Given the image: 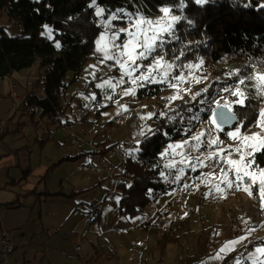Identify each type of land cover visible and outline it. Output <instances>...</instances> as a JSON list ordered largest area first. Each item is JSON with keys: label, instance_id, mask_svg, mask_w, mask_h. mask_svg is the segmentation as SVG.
<instances>
[{"label": "crops", "instance_id": "1", "mask_svg": "<svg viewBox=\"0 0 264 264\" xmlns=\"http://www.w3.org/2000/svg\"><path fill=\"white\" fill-rule=\"evenodd\" d=\"M6 25L7 18L4 14L0 15V28ZM6 33L15 36L18 28L7 26ZM35 66L38 67V64L0 79V82L14 80L25 97L34 95L42 98L44 91L37 81L40 80L43 71L38 69L35 71ZM75 83L67 84L66 90L73 89ZM130 85L126 83L122 87L129 88ZM120 90L117 88V91ZM74 97L80 99L75 94L71 101ZM2 99L0 94V101ZM5 99L11 105L8 95ZM135 99L138 100L136 97ZM71 101L67 100L65 91L61 99L62 106L69 104L70 109ZM78 104H81L80 100ZM83 105L82 102L81 107L84 110L79 111V119L89 124L92 115ZM140 112L131 105V108L121 112L119 117L115 116L105 122L107 134L103 135L102 132L101 137L93 131H85L82 126L78 128L76 123L65 115L61 121L71 122L72 138L77 140L76 144H73L72 138L60 128H44V123L34 127L27 123V119L19 120L23 113L18 111L14 110L10 114L9 108L3 116L0 115L8 119L6 132L0 137L1 148L27 157L37 145L42 147L43 144L52 142L57 148L55 155H58L57 157L46 155L38 171H32L30 165H26L21 173H0V233L1 230L10 232L14 245V252L7 257L6 264H84L89 260L100 264H203L211 258L213 253L211 245L216 243L213 237L219 229H222L220 243L228 242L233 236L229 227L233 224L238 225L239 217L234 219L227 212L217 219L211 218L213 211H218L221 215L222 209L210 204H206L203 208L201 199L207 184L204 183L205 174L201 170H198V173H183L178 182L175 180L177 173L174 169L172 173H163V175L160 173L158 179L166 188L164 193L151 191L150 203L136 217L119 215L117 206V219L109 232L106 234L102 232L96 237L90 235V228L94 224L98 226L101 215L94 220H88L85 210L94 201L100 200L105 192L104 188L96 183L94 175L75 173V171L69 175L58 173L60 181L58 190H50L47 182L41 184L39 180L46 175L49 168L51 171L54 166L52 163L71 161L74 165H79L92 159L97 151L122 142L133 125L143 124L139 119L142 116ZM95 116L102 119L99 113H95ZM86 124L84 126H88ZM30 128L35 130L38 128L37 133H39L36 140L34 139L37 145L28 134ZM119 130H123L125 136L117 140L113 136H116ZM137 138L141 139L138 136ZM108 158L110 162L115 163L113 157ZM158 162L163 163L164 160L159 158ZM210 174L213 180V173ZM220 177L222 179V173ZM52 178L50 185L56 182L55 176ZM120 181L122 179L119 177ZM214 183L217 184L215 181ZM115 200L118 204L119 197ZM110 208L111 204L105 209L110 210ZM75 209L78 210L77 215H73ZM162 235L172 238L167 237L160 249L156 247V242ZM78 243L82 245L83 257H77L74 253L73 247ZM240 245L236 246L234 252L238 253L242 247ZM226 257L217 259V263L223 264ZM0 264H2L1 257Z\"/></svg>", "mask_w": 264, "mask_h": 264}, {"label": "trees", "instance_id": "2", "mask_svg": "<svg viewBox=\"0 0 264 264\" xmlns=\"http://www.w3.org/2000/svg\"><path fill=\"white\" fill-rule=\"evenodd\" d=\"M135 2L150 14L158 13L159 6L175 4L173 13L187 18L176 25L178 39L165 44L166 60L179 57L188 62L202 57L205 63L219 65L231 58L248 66H264V8L260 7L264 0H210L203 6L194 0H185L186 7L182 11L178 7L179 0H97V4L108 13L120 8L133 11ZM88 5L89 0H0V11L7 17L6 27L0 28V79L29 69L36 63L38 70L43 71L37 83L42 86L44 96L27 95L23 102L34 114L32 118L38 114L40 120L33 121L34 127L41 121L56 129L65 122L71 123L61 121L69 106H62L61 99L67 84L77 82L86 64L94 58L95 39L101 31L94 8ZM7 26H16L18 33L9 36ZM45 26L52 29L51 39L44 34ZM57 43L60 48L56 47ZM164 87L149 84L138 88L137 98H156ZM202 98L203 95L197 97V101ZM260 102L259 98L251 97L245 101V107H234L247 117L244 121L249 124L247 129L252 127L249 122L258 117ZM199 106L201 103L184 100L172 107L175 112L168 110L167 115L161 117L159 111L164 105H158L150 127L162 131L149 134L148 139L141 137L142 151L136 153V159L127 162L120 177L122 181L116 187L119 215L136 217L150 203L151 191L164 193L166 188L158 179L161 170L159 151L170 141L191 134L184 121L191 112L186 110L192 108V112H199ZM177 112L184 119L181 121L177 116L170 121L169 117L176 116ZM255 164L264 169V151L255 153ZM49 172L50 168L46 175ZM167 237L172 238L162 235L156 247L161 249ZM238 253L229 254L223 264H232Z\"/></svg>", "mask_w": 264, "mask_h": 264}, {"label": "snow or ice", "instance_id": "3", "mask_svg": "<svg viewBox=\"0 0 264 264\" xmlns=\"http://www.w3.org/2000/svg\"><path fill=\"white\" fill-rule=\"evenodd\" d=\"M197 5L203 6L210 2V0H194ZM89 7L95 9V16L102 18L100 26L104 29L99 35V39L95 41L96 52L99 54L97 57L98 64H102L109 69L118 67L120 71L119 78H110L104 80L102 83L97 84L98 88L111 89L115 95L117 88L121 89L120 95L123 96H135L138 88L144 87L146 84L166 83L169 88L174 89L173 95L166 98L165 107L169 111H176L171 108L172 102L177 99H183L184 94H191V101L198 102L201 104L209 105L208 108H200L199 112H207L208 115L205 117L203 123L208 126L207 131L204 128L198 130L190 138L185 139L179 143H170L164 152L160 154L161 159H165V167L170 170H175L177 173L175 180L178 182L181 180L182 175L185 171V167L190 168L192 171L197 170V166L205 167L204 160L200 157L195 158V163L192 162L189 152L199 151L201 147H207L209 149H215L205 157V160H216L217 163L220 159L224 160L228 165V171H234L236 176L235 187L239 190L241 183H244V178L247 177L255 185L257 183V177H259V199L261 202V208L264 210V169L259 168L255 165V153L257 151H264V108H261L258 112V117L254 118L251 122V126L260 129L259 132H251L244 134L241 129H247L249 124L244 121L247 117L237 110H234V105L239 104L241 107H245V101L251 98V94L246 91L249 86V81H254L251 87L254 89L257 96H264V73H260L257 70L244 77L241 75L239 70L229 73V78L235 76L238 79L231 86H225L221 91L228 93L229 96L236 97L234 100H230L226 97L221 96L219 99L214 97L209 99L205 97L202 100L197 101V97L201 96L202 93L208 91L207 88L201 92L192 93L190 88H182L183 83L189 82V77H192V70L199 69L203 65L201 60L198 64H185L181 65L182 69H188L187 75L184 71H181L179 75H173V70L178 67L175 61H168L165 59L166 51L165 44L172 40L178 39L176 36V25L181 21L187 19L181 15L173 14V10L176 7L175 4L170 6H159L158 11L162 14L158 18H150L147 14H144L141 9H137L136 12H129L124 8L117 9L109 12L105 17L106 9L97 4V0H89ZM247 6V5H246ZM179 10H183L186 7L185 0H179ZM264 8V4L260 5ZM126 20V27H117L114 21ZM189 24H192L191 20H188ZM44 34L49 39L52 38V29L45 26ZM121 34L124 35V39L121 40ZM167 37L168 39H165ZM117 41H120L117 43ZM60 44L57 43L56 47L60 48ZM179 59V57H176ZM113 62L108 64V62ZM144 61H148L147 64ZM92 71L90 75L95 78V73L98 70L95 65L89 66ZM125 77L127 79H125ZM196 79L197 83H200V79ZM172 81H175L173 83ZM131 84L129 88H123L124 84ZM91 99L95 100L96 97L93 95ZM105 99L111 100L112 96L105 95ZM119 104V101H116ZM215 104L212 107V104ZM120 112H126L129 109L126 105H120ZM186 111L192 112V108H188ZM199 112H193L190 120H201ZM155 113H147L139 117L143 124L138 125L139 131L137 132L138 137L148 139L149 134L155 135L157 132L162 131L161 129H153L147 121L151 120ZM161 117L166 116V112L159 114ZM180 114L177 112L176 116L169 117V120H175ZM181 121L184 117L180 116ZM230 126L232 130L227 131L225 134L229 139L237 141L235 147L232 145H226L223 140L219 138L218 133L225 130V126ZM188 132L192 129L188 128ZM167 135V133H164ZM206 138V139H205ZM137 147L130 151L128 155L135 156L136 153L142 151L140 147V140L136 141ZM221 145H224L221 147ZM231 148L232 151H228ZM227 152L224 156L222 153ZM236 153L239 155V159H232V154ZM169 156L172 158L169 159ZM179 157V161L175 159ZM219 157V159H217ZM177 164L183 165L177 167ZM224 180L227 182V186L232 188L233 182L227 179L228 172L223 168L221 169ZM163 175V173H161ZM131 187V185H129ZM187 187V185H185ZM219 191V185H216ZM243 190L248 193L249 196H253L254 192L252 187L245 186ZM247 223V222H245ZM254 229L249 228L248 233ZM248 236H242L235 240H230L225 243L219 251L215 254L213 259H222L230 251H235L237 245L242 244L243 241L247 240ZM223 254V255H222ZM264 264V245H258L255 247V251L248 250L246 254H241L236 257L234 264Z\"/></svg>", "mask_w": 264, "mask_h": 264}, {"label": "rangeland", "instance_id": "4", "mask_svg": "<svg viewBox=\"0 0 264 264\" xmlns=\"http://www.w3.org/2000/svg\"><path fill=\"white\" fill-rule=\"evenodd\" d=\"M132 8H133V11L127 10V8H124V9H126L129 12H136L137 9H141L144 14H147L150 18H153V19L158 18L159 16L162 15L160 12L154 13V14L145 13L146 11L142 9L143 8L142 5L136 2L133 3ZM3 14L5 15L4 12L0 11V15H3ZM108 14H109L108 12H105V17ZM96 18H97V24L101 30L99 33L100 35L102 32H104V29L100 26V21L102 18L100 17H96ZM113 23L116 24L117 27L127 26L126 20H118V21H114ZM99 35L96 37L95 41L99 39ZM124 38H125L124 35L121 34V40H123ZM119 42L120 41H117V43ZM95 49H96V44H95ZM95 49H94V54H93L94 58L90 62H88V64H86V66L84 67L83 71L81 72L79 76L78 81L73 85V89L69 91L66 90V96H67L68 101H71V98L75 94H77L78 97L80 98V99H77L76 97H74V99L71 101L70 109L68 108L65 114L69 120L74 121L76 123L78 128L82 126L84 129H86L85 131L87 132L93 131L99 137L102 136V132L104 133L103 135H106L107 134L106 131L108 129L107 127H105V122L110 121L115 116L119 117L121 115V114H117L120 111V107H119L120 105H126L128 109L131 108V105H132V107H134L136 110L138 109L139 111H141L140 113H142V115H145L147 113H154L159 104L164 105L163 109L160 108L159 114L161 112H166L169 110L168 108L165 107L166 100L164 98L170 95H173L175 90L172 88H169L166 83H156L158 85L165 86L163 91L160 94H158L156 98H146V99H138V100L135 99V97L137 98L138 96L137 93L135 96L120 97L121 90L116 91V94L114 95L111 89L109 88H104V89L98 88L96 85L99 83H102L106 79L119 78L120 71L118 67H113L109 69L108 67H105L102 64H98L97 57L99 56V54L96 52ZM201 60L203 61V65L199 69L192 70V77L199 78L201 82L197 83L196 79L189 77V82L183 83L181 87L190 88L192 93L201 92L203 89L207 88L208 91L205 93H202L203 95L202 99H204L205 97H208L209 99L213 97L215 99H219L221 96L226 97L230 100L236 99V97L229 96L228 93L221 91L223 87L233 85L234 82L238 79V77H235V76L229 78L230 72L239 70L241 75L244 77L249 76L253 72V70H257L260 73H264V66H261V67L248 66L247 64H243L231 58H227L225 61H223L222 64H219V65H212L209 62L205 63L204 58L202 57H199L194 61H188V62H183L180 60V58L179 59L173 58L172 60H168V61L170 62L175 61L176 65L178 66L173 70V73H172L173 75H179L181 71H184L185 75H187L188 69H182L179 66L185 65V64H198ZM112 63L113 62L111 61L108 62V64H112ZM144 63L147 64L148 61H144ZM90 65H95L96 68L98 69L95 73V78L92 75H90V72L92 71V69L89 68ZM35 68H36L35 69L36 71L38 67L35 66ZM125 79L127 78L125 77ZM172 82L175 83V81H172ZM248 83H249V86L246 89V91H248L251 94L252 98H259L261 100L260 109L264 108V96H257L255 94L254 89L251 87L254 81H249ZM7 86H8V80L7 81L3 80L2 82H0V94H2V97H3V99L0 101V115L1 116H3L4 113L7 112L9 108H10V114L15 110V106H13L14 104H12L10 99L8 98L9 101L11 102V105L7 101V99H5L9 91ZM145 86H149V84H146ZM93 95H95L96 97L95 100L91 99ZM105 95L112 96V99L111 100L105 99ZM181 95H183V99H177L174 102H172L171 108L177 106L181 101H184V100L191 101V98H190L191 94L181 93ZM40 96H42V94ZM78 100L81 101V104L82 102L84 103L83 106L87 109L86 111H88L92 115V119L90 120L89 124H86L85 122H81V120L79 119V114H80L79 111L84 110V109L81 107V104H78ZM116 101H119V104H117ZM211 106L214 107L215 104L213 103ZM235 106H240V105L237 104V105H234V107ZM199 107L206 109L209 107V105L201 104V106ZM95 109L96 111H94ZM16 111H18V113H23V115L22 114L20 115L19 120H21V118L27 119V123L31 126H34L32 124L34 123L33 121L38 122L37 121V119L39 118L38 114L36 113L35 116L32 118L34 114L31 113L30 110L25 107V105L22 104L18 109L16 108ZM95 113H99L102 119H99L100 117L95 116ZM192 114L193 112L189 113L186 119L184 120L185 124L187 125L186 127L188 128L194 127V130H192L191 134L186 138L181 137L177 140L170 141L168 144L179 143L185 139H188L201 128H204L207 131L208 126L205 123H203V121L205 117L208 115V113L199 112L201 120H190L189 117H191ZM119 122L121 125V120H119ZM147 122H148L147 124L150 126L151 125L150 120H148ZM39 123H44L45 124V126H43L44 128L50 127V126H46L47 123H45L44 121H41ZM142 123H144V121H142ZM84 124L88 126H84ZM50 128L56 129L55 127H50ZM33 129L31 128L28 129L29 136H32L31 140H34L37 134L39 133V132L37 133L38 128H36V130L35 129L33 130ZM230 130H232L231 127H225V130L218 133V135H219V138L223 140L226 145H232L233 147H235L237 144V141H233L229 139L228 136L225 134L227 131H230ZM241 131L244 134H249L251 132H259L260 129L252 126L246 131H244L243 129H241ZM137 132H138L137 130H134V125H133V128H131V131L128 132L127 137L125 139L131 136L132 137L135 136L137 138L136 136ZM124 136H125L124 131L119 130L117 135L113 137L117 140H120ZM35 140H34V144H36ZM168 144L165 145L159 151V154H158L159 158H161L160 154L164 152ZM223 146L224 145H221V147ZM56 150L57 148L54 145V143L50 142L47 144H43L42 147H39V145H37V147H34L33 150L28 153V156L25 157L23 155H20L19 153L14 154L13 151L8 152L5 149L0 147V156H1L0 157V173H6V172L21 173L22 168L26 165H30V169L32 171H38L41 169L40 166H42L46 158V155L47 156L54 155L55 157L58 156V155H55ZM214 150H215L214 148L209 149L207 147H201L199 151H191L189 149H186V151L189 152L190 158L193 163H195V158L199 156L201 160L205 161V164L207 166L205 167L197 166L196 171H192L190 168L185 167L184 173L186 174L187 173H198V170H201V172L205 174L204 183H206L207 186L204 189V193L201 199L202 206L203 208H205L206 204L207 205L210 204L211 206L216 205L217 209H222L221 215L218 214V211L217 212L213 211L212 217H211L212 219H217L218 217L224 214H227V212L230 213L232 217H234V219L237 216L239 217V224L238 225L233 224L229 227L230 232H232L233 236L230 237L228 241L238 239L239 237H242L245 235L248 236V239L243 241V243L240 245L242 246L241 249L238 250L239 254H236L235 258L232 259L233 261L232 264H234L236 257L240 256L241 254H246L248 250L255 251V247L258 245H264V210H262L261 208V202H260L259 195H258L259 177H257V183L255 185H253L250 179L245 177L244 183H241L240 188L238 190L235 187V184L238 183V181H236L235 173L234 171H228L229 165L224 160L220 159L219 163H217L215 159L205 160V157L209 154V152H212ZM228 151L230 152L232 151V149L229 148ZM222 155L226 156L227 152L222 153ZM171 158L172 157L169 156V159ZM231 158L239 159V155L236 153H233ZM217 159H219V157ZM163 160H164L163 163L158 162L159 164H161L160 173H170V172L172 173V170L164 166L167 161L165 159ZM176 160L179 161V159H176ZM52 164H54V166L51 169V171L47 175L42 177L39 181L41 182V184L47 182L50 190H58L59 184H60L58 173L63 174V175H69L71 173H74V171L75 173H77L76 165H74L73 162L71 161H63L60 163L55 162ZM182 166L183 165L177 164V167H182ZM254 167H256V164L254 165ZM222 168L228 172L227 179L233 182L234 186L232 188H229L227 186V182L224 180L223 177L222 179H220L221 178L220 173H221ZM210 173H213V177H214L213 180H211L212 176ZM80 175H85V174H80ZM52 176H55L54 179H56V182L54 185H50V182L53 179ZM214 181L217 184H215ZM216 185H219V188H220L219 191L217 190ZM245 186L252 187L253 192H254L253 196H249L248 193H246L243 190ZM198 200L199 198L196 199V201ZM117 206H118L117 200H114L111 203L110 210H107V209L101 210L100 212L101 216L99 215L100 218L98 221V226L97 224H94L90 228V231H91L90 235H92V237H96V235L101 234L102 232L104 234L109 232L112 224L117 219L116 217ZM249 228L254 229L251 232V234L248 233ZM221 230L222 229H219L218 233H215L213 237V240L215 239L216 243L214 245H211V249H213V253L210 256L211 258H208V260L204 262L203 264H218L217 259H213L212 257H214L215 254L219 251V249L227 242L226 241L225 243H220ZM216 244L217 246H215ZM232 252L234 251H230L228 254H231ZM248 264H250V262H248Z\"/></svg>", "mask_w": 264, "mask_h": 264}, {"label": "built area", "instance_id": "5", "mask_svg": "<svg viewBox=\"0 0 264 264\" xmlns=\"http://www.w3.org/2000/svg\"><path fill=\"white\" fill-rule=\"evenodd\" d=\"M8 98L14 104L15 111L24 102L25 96L20 92V86L14 81L8 80ZM8 119L0 117V137L6 132ZM139 123L134 125V130H139L137 127ZM61 130L72 138L73 126L71 123H63ZM138 139L135 136L128 137L119 143H114L105 148L104 152L97 151L96 155L86 161L76 165L77 173H88L95 176L96 183L104 188V195L100 200L94 201L92 204L86 207L85 213L88 220H94L98 218L102 209L107 208L117 197V184L122 172L126 170V164L131 159H136L137 155L130 156L128 153L136 148V141ZM73 144L77 143L76 139H71ZM113 157L115 163L110 162L108 157ZM78 210L75 209L73 215H77ZM1 227V220H0ZM14 245L12 243L11 233L5 230H1L0 233V257L2 264H6V259L14 252ZM74 253L77 257H83V248L81 244H77L73 247ZM84 264H100L96 261H85ZM180 264V263H174Z\"/></svg>", "mask_w": 264, "mask_h": 264}, {"label": "water", "instance_id": "6", "mask_svg": "<svg viewBox=\"0 0 264 264\" xmlns=\"http://www.w3.org/2000/svg\"><path fill=\"white\" fill-rule=\"evenodd\" d=\"M225 127H230V126H227V125H226Z\"/></svg>", "mask_w": 264, "mask_h": 264}]
</instances>
